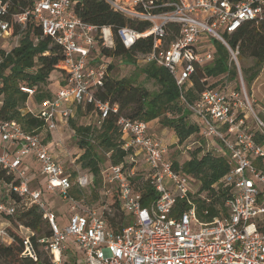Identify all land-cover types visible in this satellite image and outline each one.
<instances>
[{"label":"built area","instance_id":"1","mask_svg":"<svg viewBox=\"0 0 264 264\" xmlns=\"http://www.w3.org/2000/svg\"><path fill=\"white\" fill-rule=\"evenodd\" d=\"M6 1L0 0L2 36L9 35L8 24L1 18L6 13ZM106 1L129 17L150 23L142 32L130 26L120 27L116 35L126 49L139 38L152 37L151 50L139 58L166 68L197 121L199 133L218 156L228 159L227 172L214 185L215 192L218 187L227 191L222 206L216 203V213L210 219L202 218L208 214V205L216 194L207 196L199 188H192L189 175L174 166L167 157V146L149 133L144 120L119 115L116 124L131 165L111 164L102 171L104 194L116 192L120 210L132 215L133 222L115 232L101 213L85 208L71 214L64 227L57 225L53 212L41 198V190L30 188L37 171L31 163L45 178V190L56 191L72 201L69 190L75 184L83 187L87 180L77 175L73 179L75 176L65 171L39 132H55L62 122L68 126L77 106L91 105L99 122L116 110L95 95L103 85L106 68L97 45L110 46L113 41H108L109 27L87 23L75 15L74 0H34L33 19L44 35L61 46L63 59L56 67L68 78L65 87L37 107L35 116L43 121L38 132L25 130L14 119H0V170L17 180L11 188L0 183V243H9L13 238L4 216L13 215L11 193H15L24 206L41 209L48 221L52 236L42 249L51 264H66L62 257L69 239L81 251L82 264H264V119L255 112L246 94L238 49L231 48L226 39L245 22L258 24L264 20V0ZM26 15L21 13L15 18L24 24ZM169 23L178 27V34L167 41ZM213 40L228 50L229 60L237 68L238 87L223 83L218 89H205L188 102L182 96L183 85L195 64L211 60ZM94 51L100 57L98 64L93 63ZM21 89L28 94L34 91ZM136 156L145 163V181L156 193L148 205L142 204L141 193L132 181ZM75 159L70 163L74 164ZM199 202L204 203L200 209ZM18 226L26 232L16 229L23 238L21 254L36 260L30 240L33 231Z\"/></svg>","mask_w":264,"mask_h":264},{"label":"trees","instance_id":"2","mask_svg":"<svg viewBox=\"0 0 264 264\" xmlns=\"http://www.w3.org/2000/svg\"><path fill=\"white\" fill-rule=\"evenodd\" d=\"M33 1L7 0L6 13L1 16L2 20L8 24L9 36L16 40V43L8 50L0 47V119H14L25 130L36 129L35 131L38 132L43 121L35 116L37 107L50 99L58 89L66 86L68 75L56 67L63 59L61 46L49 36L44 35L40 25L33 19L31 11ZM72 10L76 16L87 23L110 28L113 35L112 45L101 43L97 45L103 60L120 56L130 62L132 56L145 54L151 50V36L139 38L129 49L121 44L116 35L118 28L130 26L142 32L149 27L150 23L115 10L106 0H74ZM25 12L27 13L25 23L21 24L15 16ZM177 34L178 27L169 23L167 41L176 37ZM226 39L231 48L238 49V60L249 58L253 61L250 68L243 70L245 81L250 82L264 63V20L259 21L258 24L245 22L234 33L227 35ZM212 43L211 60L204 64H195L193 72L183 85L182 96L188 102L194 100L198 93L205 89H218L227 76L230 81H237V69L229 60L228 50L217 40H213ZM111 67L106 65L103 85L96 89L95 95L114 105L116 110L109 112L100 122L97 114L98 126L91 123L76 126L72 122L78 149L81 150L78 159L82 161L83 166L89 168L94 179L102 175L101 157L97 153V148L108 153L104 168L111 164L127 163V151L122 148L123 140L116 124L119 115L144 120L148 127L158 121L162 126L172 129L179 143L190 135L199 133L197 121L181 98V92L166 68L148 63L145 72L160 86L156 93L150 94L147 89L134 84L129 79L110 76L108 71ZM22 87L32 88L34 91L28 94L21 89ZM81 107L78 106V109ZM85 109L94 110L91 105L86 106ZM199 136L202 137L200 133ZM201 151L199 147L192 151L181 168L184 173L192 175L199 181L200 192H204L207 196L216 194L208 205V214L202 216L204 219H210L216 213L214 205L217 203L222 206L227 193L221 187H218L215 192L214 185L219 184V180L229 168V163L224 156H215L210 153L198 156ZM173 164L178 168L176 162ZM132 181L141 193L142 204L148 205L156 197L154 189L148 181L139 182L138 177H133ZM0 183L3 187L11 188L17 184V180L0 170ZM68 193L73 198L84 197L79 190L71 189ZM11 196L14 212L13 215H6L4 218L9 221L8 229L13 238L9 243H0V264H51L48 254L42 247L52 236V230L42 210L36 205L24 206L22 198L15 193H11ZM112 198V205L116 207L118 213L105 219L111 230L116 232L125 225L124 212L119 210L120 203L116 192L112 193ZM203 206V202L198 203L199 209ZM13 223L16 227L23 225L33 231L30 240L37 256L36 260L21 254L24 249L23 238L16 232V227L12 226ZM39 239H44V242L39 243Z\"/></svg>","mask_w":264,"mask_h":264},{"label":"rangeland","instance_id":"3","mask_svg":"<svg viewBox=\"0 0 264 264\" xmlns=\"http://www.w3.org/2000/svg\"><path fill=\"white\" fill-rule=\"evenodd\" d=\"M113 41V35L110 33L108 41ZM107 41V42H108ZM105 44H108V43ZM16 40L11 38L9 35L2 36L0 35V47L8 50L14 44ZM95 60L93 63H100V57L96 55V51L92 53ZM125 57L112 56L107 58L105 65H111V70L108 71V74L114 78H126L131 80L134 84L139 85L147 89L150 94L156 93L160 86L159 84L151 77L147 75L145 69L148 67V63H145L139 58V56H132L130 62L125 61ZM102 61V60H101ZM253 65V61L249 58L246 60H238V67L243 78L244 88L246 91L249 100L252 102L255 112L264 119V63L261 65L257 75L250 82H246L244 79L243 70L244 68H250ZM237 69V68H236ZM229 83L232 87H238L236 81H230L228 76L224 82ZM97 113L93 111H87L85 107L78 109V106L75 109V113L70 118L68 126L63 127L58 124V128L55 132L51 134L45 129H41L39 134L43 139V142L47 143L51 151H53L54 156L57 160H60L59 163L64 167L65 171L75 176H85L87 183L83 187H79L76 184L73 185V191H81L84 197L73 198L74 200H69L68 198L62 197L56 191H50L46 193L45 196H42L46 208H51L55 216V221L57 225H64L68 221V217L74 212H82L85 208L93 209L97 213H101L106 219L112 217L114 214H117L116 207L113 204L112 194H104V180L102 175L98 179H94L89 168L82 165L79 155L81 150L78 149L77 137L75 135V129L72 125V122L77 125H87L95 124L96 126ZM149 133L162 144L167 146V157L170 158L173 162H176L178 168L182 170L183 163L188 159L192 151L196 150L198 147L201 148V152L198 153V156H201L204 153H210L212 155L218 156V152L214 149H211V146L208 144L203 136L200 137L199 133L190 135L182 143L177 141V137L173 133L172 129L166 126H162L160 122L156 121L153 126L149 127ZM56 141L59 144H56ZM189 147V149L187 148ZM97 153L101 157L100 170L104 171L106 165V160L108 158V153L104 152L97 148ZM74 164L70 163V160H73ZM136 162L134 163V178L138 177L139 182L145 181L147 176V167L143 163L140 156L135 157ZM131 161L126 163V166H130ZM32 165V168L36 170V165ZM101 171V172H102ZM45 181V178L42 177ZM190 183L193 189L199 188V181L195 179L192 175H189ZM97 180V182H96ZM95 193V195H94ZM120 210V209H119ZM133 222V217L129 213L125 212L124 214V224L128 225ZM16 224V223H15ZM13 227H16L14 223ZM16 229L23 234L26 232L23 229H19V226ZM41 250V247H39ZM79 264H82L81 251H78ZM65 261L69 263L70 258L68 256L64 257Z\"/></svg>","mask_w":264,"mask_h":264},{"label":"crops","instance_id":"4","mask_svg":"<svg viewBox=\"0 0 264 264\" xmlns=\"http://www.w3.org/2000/svg\"><path fill=\"white\" fill-rule=\"evenodd\" d=\"M60 125H62L63 127H66L67 126V124L65 123V122H62V123H60ZM51 134V133H50ZM51 150V149H50ZM52 152V154L54 155V153H53V151H51ZM57 160V159H56ZM58 162L60 161V160H57ZM33 165H36L35 163H32ZM37 166V165H36ZM36 168V170L38 171V166L37 167H35ZM37 171H35L36 172V174L32 177V179H31V181H30V188L31 189H40L41 190V198H42V196H45L46 195V193H48V192H50V191H47V190H45L44 189V183H45V181L42 179V175H40V173H38ZM58 193V192H57ZM42 200H44L43 198H42ZM46 206V205H45ZM51 211H52V209L51 208H49ZM68 220H69V217H68ZM68 223V221L64 224V225H58L60 228H62V227H64L66 224ZM78 251H80L79 249H78V247L76 246V244H74V242L71 240V239H69L68 240V247H67V250L64 252V254H63V260L65 259L64 257L65 256H68L69 258H70V261H69V263H67L65 260V262H66V264H79L78 263V261H79V256H78ZM81 256H82V254H81Z\"/></svg>","mask_w":264,"mask_h":264}]
</instances>
